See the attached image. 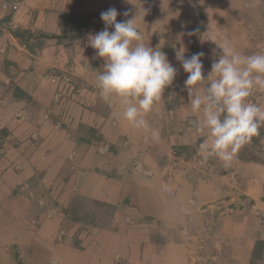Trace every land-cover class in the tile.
Instances as JSON below:
<instances>
[{
	"label": "crops",
	"instance_id": "crops-1",
	"mask_svg": "<svg viewBox=\"0 0 264 264\" xmlns=\"http://www.w3.org/2000/svg\"><path fill=\"white\" fill-rule=\"evenodd\" d=\"M162 1L160 5L167 7ZM123 2L0 0V128L8 133L0 148V214L15 216L17 226L33 217V201H46L50 193L49 201H59L66 208L73 193L79 192L108 203L115 213L123 207L139 218L140 224L129 234L121 229L118 234L107 233L112 252L126 259L125 264H199L196 253H211L217 247L212 243L209 250L203 244L211 236L235 247L232 259L222 264H249L256 241L264 244V162L247 161L238 152L228 168L216 158H211V167H190L188 156L178 152L192 146L198 154L207 139L206 132L198 133L190 123L202 119L203 113L191 111L184 85L188 74L178 56L203 52L207 79L221 50L208 40L192 48L196 31L189 25L182 28L176 9L167 11V18H176L173 26L153 24L150 4L158 0H125L127 6ZM109 8L117 9V18L124 12L129 13L127 19L136 15L143 42L161 50L177 69L172 85L146 117L149 129L159 131L158 139H152L150 131L131 128L122 119L119 100L103 98L96 87L104 61L95 56L88 38L104 29L103 21L91 22L101 20V12ZM67 25L70 33L63 31ZM233 25L238 38L227 37L221 44L227 42L243 55L264 54L255 39L251 41V29L240 22ZM53 34H59L60 40L47 36ZM260 43L264 46V40ZM64 73L72 83L52 81ZM207 85L210 79L195 86L193 94L205 95ZM247 99L264 108V90L254 89ZM70 100L71 118H63ZM172 101L177 105L172 106ZM172 120L177 125L169 130L165 122ZM261 137L259 142L264 144V134ZM124 141L134 145L117 151ZM147 145L156 149L150 153ZM171 147L177 151L170 153ZM54 190L63 194L55 198ZM143 218H152L162 227H153ZM151 233L163 241L151 242ZM34 239L26 243L32 252L38 246ZM109 264H114L113 259ZM258 264H264V249Z\"/></svg>",
	"mask_w": 264,
	"mask_h": 264
},
{
	"label": "rangeland",
	"instance_id": "rangeland-1",
	"mask_svg": "<svg viewBox=\"0 0 264 264\" xmlns=\"http://www.w3.org/2000/svg\"><path fill=\"white\" fill-rule=\"evenodd\" d=\"M158 1L157 5L163 2L162 0ZM165 1L167 7L160 5L156 8L157 5L153 4L155 1L150 4L152 5L150 16L154 20L153 24L158 25L157 22L160 21L164 25L167 23L170 24V27L173 26L175 17L167 18V11L169 9H176L174 13H177V17L181 18L184 24L182 28L189 25L190 28L196 31L193 32L195 35L193 36L194 40L192 39V48L193 45L197 46L200 40H208L210 43L212 42L211 44H214L213 46L221 44L227 37L230 40L233 38L236 41L238 37L237 33L233 31L235 27L233 24L240 22L246 28L251 29L249 37L251 41L255 39L254 43L258 45L257 48L264 49V46H259L260 42L264 40V0H236L235 4H233L235 0ZM239 3L240 5L242 4V7L239 6ZM123 6H127L125 0ZM85 18L86 16L84 15L81 17V20H85ZM127 18V16L122 15L117 18V21L127 20ZM91 23L98 25L102 23V20L96 18ZM229 24L231 25L229 26ZM210 27L214 28L213 33H211V29H207ZM207 30L208 33H211L208 36H206L208 34ZM63 31L70 33L71 28L67 25L63 28ZM156 32L158 33L159 31L156 30ZM162 32L159 34L165 36ZM165 38L167 39L168 37L165 36ZM210 43L209 45H211ZM205 48L207 49L206 46ZM72 81L73 79L70 78V82L68 83H72ZM77 86L79 85L77 84ZM71 101L67 104V112H65L66 114L63 118H71ZM171 104L172 106L177 105L173 101ZM175 108L173 107L172 110ZM60 117L62 116L60 115ZM173 122L174 120L172 122H165L169 125L167 126L169 130H173L172 128L177 125L176 122ZM263 128L261 127V131ZM87 133L91 134L92 132L88 129ZM6 136L3 137L0 134V148ZM261 138L256 143L251 141L250 144L245 145L239 150L242 159L253 162H264V144L259 142ZM129 144H131L129 141L120 142L117 151L125 150ZM102 146H104L103 143ZM147 148H150V153L156 149L148 145ZM165 149L167 150L168 147L166 146ZM174 150L177 151L175 147H171L170 153H173ZM197 151L198 149L192 146L186 150H178L180 154L188 156L187 158L189 159L187 161L190 167L201 166L208 168L213 166V159L209 158L207 162H202L199 153L196 154ZM62 194L63 190H54L55 198ZM49 195L51 194L48 193L46 197L44 196V200L46 201H33V217L17 226H14L15 223L12 220L15 216L10 215L9 218H6L7 216L0 214V264H18L17 260L22 264H109L110 259H113L114 264H118L117 261H120V264H125L126 259L121 258L118 252H112L111 244L108 243V234L109 232L118 234L120 229L129 234L133 226L140 224L138 217L128 214L127 211H124L123 207L121 209L119 207L115 213L113 212L115 209L108 203L104 204L101 201H95L92 196L80 194L79 192L73 193V196H71L72 202L68 206L66 205V208L60 205L59 201H49ZM143 219L149 221L153 227H162L152 218L150 220ZM203 225L205 226V223ZM18 233L20 235L30 233L32 239L36 237L34 240H36L38 246L33 248V252L31 250L32 247L26 244L31 237H22ZM173 239L177 242L182 240V238L178 237H173ZM161 241L163 239L159 234L151 233V242L159 243ZM260 241H256L253 247L249 264H258L259 260H261L264 244ZM212 243H217L215 246L221 247L219 248L220 253H216L217 247L214 249ZM203 244L206 247H210L209 250L211 247L213 250L211 253H208V251L196 253L198 257H201L198 259L199 264H222L225 262L224 259L226 260L228 257L232 259L231 257L234 256L230 252L235 247L231 243H224L214 236L204 239ZM222 244L224 245L223 247ZM222 250L224 254H222Z\"/></svg>",
	"mask_w": 264,
	"mask_h": 264
},
{
	"label": "clouds",
	"instance_id": "clouds-1",
	"mask_svg": "<svg viewBox=\"0 0 264 264\" xmlns=\"http://www.w3.org/2000/svg\"><path fill=\"white\" fill-rule=\"evenodd\" d=\"M119 14L116 8L101 12L105 27L88 38L95 56L104 61L96 87L103 98L119 100L122 119L131 128L150 131L155 140L159 131L149 129L146 117L162 99L165 89L172 85L177 69L161 50L143 42L136 15L118 22ZM110 27L114 30L109 31ZM217 46L221 52L213 61L207 79L203 75V52L178 59L188 74L184 85L191 111L203 113L202 119L190 121L198 133H207V139L199 146L202 162L216 158L228 168L239 150L250 144L264 127V108L247 99L254 89L264 90V54L243 55L227 42ZM208 79L206 94L194 95L195 86Z\"/></svg>",
	"mask_w": 264,
	"mask_h": 264
},
{
	"label": "trees",
	"instance_id": "trees-1",
	"mask_svg": "<svg viewBox=\"0 0 264 264\" xmlns=\"http://www.w3.org/2000/svg\"><path fill=\"white\" fill-rule=\"evenodd\" d=\"M85 28H86V26H85ZM13 34L14 35H16V36H19V33L18 32H16V31H13ZM48 37H54V38H56L57 40H60V38H61V36L59 35V34H53V35H47ZM209 85H207L206 87H208ZM0 134L4 137V136H6L8 133H7V130L6 129H0ZM263 134H264V128H263V130L261 131V128H260V134L258 135V136H255V137H253L252 138V142L253 143H256V142H258V140L261 138V136H263ZM240 158H242V156H241V154H240ZM114 208V207H113ZM112 208V209H113ZM260 243V242H259ZM17 263L18 264H22L19 260H17Z\"/></svg>",
	"mask_w": 264,
	"mask_h": 264
},
{
	"label": "built area",
	"instance_id": "built-area-1",
	"mask_svg": "<svg viewBox=\"0 0 264 264\" xmlns=\"http://www.w3.org/2000/svg\"><path fill=\"white\" fill-rule=\"evenodd\" d=\"M61 80L63 82H70V77L67 73L62 74L60 77H53L52 81Z\"/></svg>",
	"mask_w": 264,
	"mask_h": 264
}]
</instances>
